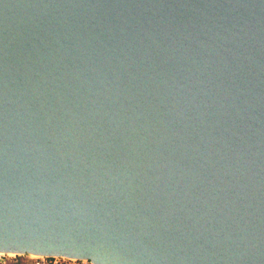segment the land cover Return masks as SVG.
<instances>
[{
	"label": "water",
	"instance_id": "1",
	"mask_svg": "<svg viewBox=\"0 0 264 264\" xmlns=\"http://www.w3.org/2000/svg\"><path fill=\"white\" fill-rule=\"evenodd\" d=\"M0 252L264 264V0H0Z\"/></svg>",
	"mask_w": 264,
	"mask_h": 264
},
{
	"label": "built area",
	"instance_id": "2",
	"mask_svg": "<svg viewBox=\"0 0 264 264\" xmlns=\"http://www.w3.org/2000/svg\"><path fill=\"white\" fill-rule=\"evenodd\" d=\"M0 254L3 255L4 264H91L88 259L57 255L46 256L4 252H0Z\"/></svg>",
	"mask_w": 264,
	"mask_h": 264
},
{
	"label": "clouds",
	"instance_id": "3",
	"mask_svg": "<svg viewBox=\"0 0 264 264\" xmlns=\"http://www.w3.org/2000/svg\"><path fill=\"white\" fill-rule=\"evenodd\" d=\"M0 264H4V258H3L2 254H0ZM91 264H92V262H91Z\"/></svg>",
	"mask_w": 264,
	"mask_h": 264
}]
</instances>
